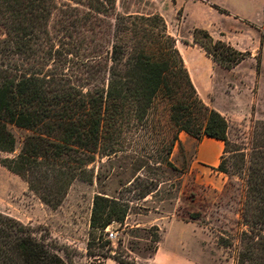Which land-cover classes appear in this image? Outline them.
Masks as SVG:
<instances>
[{
  "label": "trees",
  "instance_id": "16d2710c",
  "mask_svg": "<svg viewBox=\"0 0 264 264\" xmlns=\"http://www.w3.org/2000/svg\"><path fill=\"white\" fill-rule=\"evenodd\" d=\"M66 1L0 0V151L15 150L9 127L27 132L16 155L0 160L1 166L55 209L74 180H92L88 166L96 155L110 159L130 152V162L140 167L149 160L141 153L151 147V159L167 164L180 132L197 141L220 140L226 153L228 125L198 98L159 14L121 15L112 0ZM209 6L230 15L219 5ZM190 33L192 42L226 70L250 56L203 28ZM262 44L260 36L256 79ZM248 121L247 147L234 150L232 163L243 181L238 212L243 229L233 264H264V120ZM139 133L145 141L135 138ZM223 155L216 168L221 172ZM128 210L124 202L93 196L86 253L93 259L84 264L106 259L136 264L127 254H116L105 233L110 224H121ZM217 242L232 247L221 236ZM0 264L75 263L0 214Z\"/></svg>",
  "mask_w": 264,
  "mask_h": 264
},
{
  "label": "rangeland",
  "instance_id": "374dc122",
  "mask_svg": "<svg viewBox=\"0 0 264 264\" xmlns=\"http://www.w3.org/2000/svg\"><path fill=\"white\" fill-rule=\"evenodd\" d=\"M183 0H112L114 9L121 15H151L164 11L166 16L172 8L178 20L183 16L180 2ZM57 4L66 0H55ZM211 2L240 16L247 24L246 31L238 35L244 51L254 49L259 54V38L264 49V0H211ZM178 3V4H177ZM186 25H201L211 19L208 11L196 3L187 2ZM158 14V13H157ZM199 28V27H198ZM0 32L3 33L0 27ZM3 35L1 34V37ZM254 44V45H252ZM254 57V59H255ZM257 82L253 85L256 101ZM264 95V90H263ZM262 102L264 103V97ZM256 120H264V109ZM16 143L12 153L1 152L0 160L12 158L19 150L25 130L9 127ZM252 130L249 121L231 123L226 134V153L223 155L225 172L202 174L192 165L194 145L182 143L178 134L176 143L167 157V164L159 163L150 156L151 147L141 155L149 157L135 167L130 162L132 153L125 152L106 159L100 156L88 166L93 170L90 182L74 180L61 204L51 209L28 189L26 182L0 165V214L27 226L37 238L54 247L62 257L68 256L75 264H84L93 258L87 256L90 210L95 194L124 202L128 212L121 224L112 223L106 229L116 254H127L130 259L146 258L155 249L153 240L160 235L159 229L150 225L152 218H161L186 226L190 236L188 251L204 264H233V250L238 247L239 204L243 194V181L232 167L235 149L245 151L247 135ZM186 134V133H184ZM187 135V134H186ZM185 135V136H186ZM189 136V135H187ZM135 138L145 141L141 133ZM185 144V145H184ZM217 168V167H216ZM96 174L100 178H96ZM196 216L191 219L189 216ZM108 232L113 233L109 239ZM221 236L232 243L231 248L221 247L217 239ZM89 252H96L90 249ZM112 252V253H114ZM94 259H97L95 257Z\"/></svg>",
  "mask_w": 264,
  "mask_h": 264
},
{
  "label": "crops",
  "instance_id": "0c3cea01",
  "mask_svg": "<svg viewBox=\"0 0 264 264\" xmlns=\"http://www.w3.org/2000/svg\"><path fill=\"white\" fill-rule=\"evenodd\" d=\"M189 1L180 2L183 9V16L180 20L177 19V12L173 8L167 16L164 11L156 12L164 19L169 35L175 39V47L198 98L205 106L218 112L225 119L228 127L233 122L248 121L253 115V109L254 116L257 117L264 109L262 102L264 97V49L260 56V73L257 79L253 48L247 49L250 56L234 68L230 70L222 68L200 46L192 42L191 28H203L214 40H223L237 50L244 51L237 36L246 31L247 24L240 16L228 10L230 15L218 13L209 6V4H215L211 0H191L208 11L212 18L208 19L205 24L186 25L185 6ZM255 81L257 82L256 101L253 93ZM185 135L181 132L179 138L182 143L194 145L192 165L205 175L216 172V167L223 155L224 143L208 137H202L197 141ZM149 223L159 229V240L150 256L135 258L136 264H204L188 251L191 238L186 232V226L178 222L172 223L171 220L167 221L164 218H152ZM103 264L117 263L106 259Z\"/></svg>",
  "mask_w": 264,
  "mask_h": 264
},
{
  "label": "built area",
  "instance_id": "2783aa9c",
  "mask_svg": "<svg viewBox=\"0 0 264 264\" xmlns=\"http://www.w3.org/2000/svg\"><path fill=\"white\" fill-rule=\"evenodd\" d=\"M108 237H109V239L112 238L113 237V233L108 232Z\"/></svg>",
  "mask_w": 264,
  "mask_h": 264
}]
</instances>
